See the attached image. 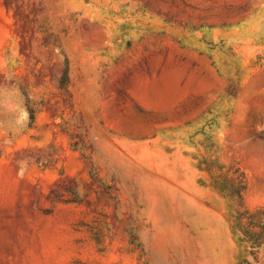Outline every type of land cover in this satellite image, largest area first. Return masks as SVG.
Segmentation results:
<instances>
[{
  "label": "rangeland",
  "instance_id": "rangeland-1",
  "mask_svg": "<svg viewBox=\"0 0 264 264\" xmlns=\"http://www.w3.org/2000/svg\"><path fill=\"white\" fill-rule=\"evenodd\" d=\"M0 264H264V0H0Z\"/></svg>",
  "mask_w": 264,
  "mask_h": 264
}]
</instances>
